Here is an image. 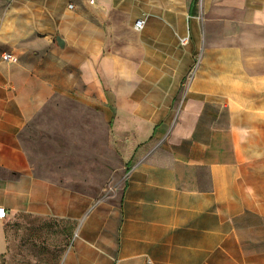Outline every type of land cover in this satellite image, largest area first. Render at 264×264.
Instances as JSON below:
<instances>
[{
    "label": "crops",
    "instance_id": "0c3cea01",
    "mask_svg": "<svg viewBox=\"0 0 264 264\" xmlns=\"http://www.w3.org/2000/svg\"><path fill=\"white\" fill-rule=\"evenodd\" d=\"M44 110L83 133L63 171L23 144ZM105 164L111 201L87 190ZM91 205L95 236L49 260L264 264V0H0V256L21 214Z\"/></svg>",
    "mask_w": 264,
    "mask_h": 264
},
{
    "label": "rangeland",
    "instance_id": "374dc122",
    "mask_svg": "<svg viewBox=\"0 0 264 264\" xmlns=\"http://www.w3.org/2000/svg\"><path fill=\"white\" fill-rule=\"evenodd\" d=\"M60 104L62 107L73 106L70 102L68 103L64 100H61ZM44 112L45 110L27 126L23 144L32 158H36L39 155L48 156L57 153L56 160L58 163L56 166L63 171L65 167L70 168L72 165L70 163L71 159L79 155L80 149L77 147L74 149L73 142L76 139L79 140L83 133L80 135L79 132L72 130V125L63 123L62 125H57V129L53 134L48 131L47 124L40 121ZM103 129L101 133L103 153L105 157L109 158L110 151L106 147L109 134L107 123H104ZM91 140V133H88V141ZM106 168L110 171L114 169L110 164H105L99 179H89L87 181L89 194L96 197L99 201L112 200L111 174ZM56 182L68 184L76 191L80 190L81 183L79 179H57ZM92 207L93 205L87 208L81 207L76 212L74 219L67 215L59 214L49 218H37L30 214H21L14 218L7 225V237L11 243V254L9 257L0 256V264H55L56 261L54 259H48V253L63 250L67 239L71 238L84 243L95 236V231L91 230V225L98 220L101 212L98 211L93 214ZM43 242L45 243L43 244Z\"/></svg>",
    "mask_w": 264,
    "mask_h": 264
},
{
    "label": "built area",
    "instance_id": "2783aa9c",
    "mask_svg": "<svg viewBox=\"0 0 264 264\" xmlns=\"http://www.w3.org/2000/svg\"><path fill=\"white\" fill-rule=\"evenodd\" d=\"M69 7H73V4H69ZM143 20L137 19L135 21V26L140 28L142 26ZM188 36L180 37V42L186 43ZM1 59L3 61L16 62L18 60V56L12 52L5 51L1 54ZM6 211L4 207H0V218L5 217Z\"/></svg>",
    "mask_w": 264,
    "mask_h": 264
}]
</instances>
